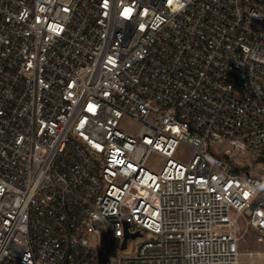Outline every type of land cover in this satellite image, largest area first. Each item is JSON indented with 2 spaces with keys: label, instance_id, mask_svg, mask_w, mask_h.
<instances>
[{
  "label": "built area",
  "instance_id": "obj_1",
  "mask_svg": "<svg viewBox=\"0 0 264 264\" xmlns=\"http://www.w3.org/2000/svg\"><path fill=\"white\" fill-rule=\"evenodd\" d=\"M245 258H264V0H0V264Z\"/></svg>",
  "mask_w": 264,
  "mask_h": 264
},
{
  "label": "rangeland",
  "instance_id": "obj_2",
  "mask_svg": "<svg viewBox=\"0 0 264 264\" xmlns=\"http://www.w3.org/2000/svg\"><path fill=\"white\" fill-rule=\"evenodd\" d=\"M139 127V122L132 119L131 117H124L123 120L120 123V129L126 132H131L134 133L137 131ZM227 148L226 144L220 145L216 144L213 146L209 147V150L213 154H220V152H223ZM192 151L191 149L187 147H181L176 154L174 155V158L176 160H179L181 162H187L189 158L191 157ZM166 160L158 155H153L151 160L149 161V164L155 169V170H160ZM234 162L237 163V165H242L245 166L249 163H254L255 162V170H252L253 172L257 171L256 163L258 162L257 159H255L251 155H238L234 158ZM150 239L149 235H144L143 237H136V238H129L128 239V245L126 248H123L121 246V243L119 244L118 242L116 243V254L118 256H134L137 254L139 246ZM240 250L243 253H247L249 251H258L259 248L255 243L254 237L252 235H245L243 238L242 242L240 243ZM246 264H264V258H255L254 261H252L250 258H245Z\"/></svg>",
  "mask_w": 264,
  "mask_h": 264
},
{
  "label": "water",
  "instance_id": "obj_3",
  "mask_svg": "<svg viewBox=\"0 0 264 264\" xmlns=\"http://www.w3.org/2000/svg\"><path fill=\"white\" fill-rule=\"evenodd\" d=\"M128 236V234L126 235V237ZM125 244H126V239L124 240V243H123V245L125 246Z\"/></svg>",
  "mask_w": 264,
  "mask_h": 264
}]
</instances>
